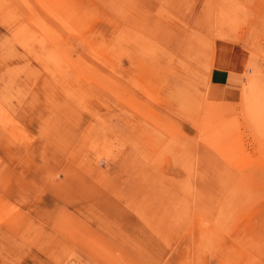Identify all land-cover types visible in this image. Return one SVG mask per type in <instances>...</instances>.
<instances>
[{"label": "rangeland", "instance_id": "374dc122", "mask_svg": "<svg viewBox=\"0 0 264 264\" xmlns=\"http://www.w3.org/2000/svg\"><path fill=\"white\" fill-rule=\"evenodd\" d=\"M0 264H264V0H0Z\"/></svg>", "mask_w": 264, "mask_h": 264}, {"label": "crops", "instance_id": "0c3cea01", "mask_svg": "<svg viewBox=\"0 0 264 264\" xmlns=\"http://www.w3.org/2000/svg\"><path fill=\"white\" fill-rule=\"evenodd\" d=\"M228 64L231 66V61ZM232 82L234 83L229 68H216L210 74V84L214 89L232 86Z\"/></svg>", "mask_w": 264, "mask_h": 264}]
</instances>
